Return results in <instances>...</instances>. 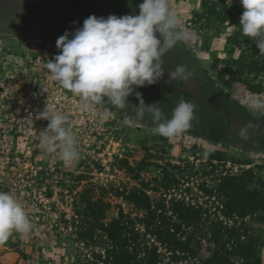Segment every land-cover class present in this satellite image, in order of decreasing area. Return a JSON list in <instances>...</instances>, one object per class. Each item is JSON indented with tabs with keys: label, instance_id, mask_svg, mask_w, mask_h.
<instances>
[{
	"label": "rangeland",
	"instance_id": "rangeland-1",
	"mask_svg": "<svg viewBox=\"0 0 264 264\" xmlns=\"http://www.w3.org/2000/svg\"><path fill=\"white\" fill-rule=\"evenodd\" d=\"M210 1L224 8L223 0H168L187 39L168 52L161 79L137 89L146 104L157 103L169 119L181 99L195 105L191 127L168 139L152 133L150 114L136 116L139 101L134 94L124 110L105 98L92 106L96 114L91 115L47 68L60 52L56 41L65 31L82 27L90 15H138L143 0H0V191L14 195L32 224L27 237L13 232L0 244V264H104L97 254L104 255L105 248L78 235L86 228L78 214L81 202L110 203L105 222L121 212L142 218L143 211L116 194L140 187L129 168L138 169L144 161L150 165L142 174L151 182L161 177L157 166L180 167V186L168 200L184 198L245 234L242 221L220 215L213 194L217 179L226 173L251 169L264 182V107H252L254 101L264 104V87L261 94L250 90L264 78L254 82L244 66L235 63L251 48L250 43H229L236 25L193 15L206 11ZM226 2L230 8L243 7L240 0ZM178 64L185 65L191 77L168 83V71ZM45 108L68 117L66 126L77 137L80 151L75 165H65L41 145L40 132L48 121L36 116ZM125 115L130 117L127 125ZM149 194L155 201L164 198L162 193ZM259 216L245 219L250 232L243 241L251 240L259 264H264V221ZM214 242L211 235L203 239L200 256L207 257ZM223 242L228 243L227 237Z\"/></svg>",
	"mask_w": 264,
	"mask_h": 264
},
{
	"label": "clouds",
	"instance_id": "clouds-1",
	"mask_svg": "<svg viewBox=\"0 0 264 264\" xmlns=\"http://www.w3.org/2000/svg\"><path fill=\"white\" fill-rule=\"evenodd\" d=\"M243 13L239 25L242 34L264 55V0H240ZM138 15H109L107 18L90 15L82 27L57 38L60 50L47 68L60 85L80 98L85 110L95 115L92 106L105 98L114 107L124 110L135 95L139 101L136 116L151 115L155 127L152 133L172 139L191 127L195 105L181 99L167 118L157 103L146 104L138 88L157 83L165 72V57L178 43L187 39L177 15L170 11L168 0H143ZM75 23V22H74ZM191 72L178 64L168 71V83L187 81ZM252 107L264 104L254 101ZM36 119L48 121L40 132L41 145L55 153L65 165H75L80 159L78 139L66 125L68 117L45 108ZM124 124L130 123L125 115ZM31 221L22 204L10 192L0 191V244L13 232L27 237Z\"/></svg>",
	"mask_w": 264,
	"mask_h": 264
},
{
	"label": "trees",
	"instance_id": "trees-1",
	"mask_svg": "<svg viewBox=\"0 0 264 264\" xmlns=\"http://www.w3.org/2000/svg\"><path fill=\"white\" fill-rule=\"evenodd\" d=\"M217 1V0H216ZM224 8L216 3L204 12L196 10L193 15L200 20L214 16L221 24L230 22L238 27L237 32L228 38L232 45L243 43L251 45L250 53L242 54L236 64L244 66L253 81L264 78V55H259V49L242 34L239 25L244 9L230 8L226 0L222 1ZM221 3V2H220ZM208 21V20H205ZM243 38L245 40H243ZM262 82V80H260ZM251 83H249L250 85ZM251 85L254 94H261L264 82ZM213 161L216 158H211ZM149 162H141L138 169L129 168L130 175L138 181L130 191L120 192L117 197L133 204L145 214L141 218H132L129 214L120 213L110 222H105L110 203L102 200H82L81 215L86 228L78 234L86 243L102 245L104 255L97 258L104 264H259L257 248L250 241L244 242L245 234L250 232L245 225V219L252 215L259 216L264 221V182L253 170H241L239 173H226L219 176L215 187V199L219 203L221 216L231 221H242L245 229L241 235L240 227L227 226L223 219L208 215L202 206L186 202L184 198H171V192H176L180 186L179 166L168 163L157 166L161 170L160 179L154 182L143 177V171L149 167ZM149 192L162 193L160 201L151 199ZM142 226L144 230H141ZM211 235L214 237V248L209 249L207 257L200 256L202 241ZM227 237L228 243L223 242ZM211 242V239H210ZM89 246V244H87ZM167 258L169 261H165Z\"/></svg>",
	"mask_w": 264,
	"mask_h": 264
}]
</instances>
